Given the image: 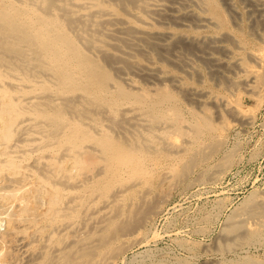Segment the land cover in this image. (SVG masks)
Returning <instances> with one entry per match:
<instances>
[{
    "label": "bare ground",
    "instance_id": "bare-ground-1",
    "mask_svg": "<svg viewBox=\"0 0 264 264\" xmlns=\"http://www.w3.org/2000/svg\"><path fill=\"white\" fill-rule=\"evenodd\" d=\"M247 1L249 30L235 0H0V264L17 262L8 242L20 238L35 251L30 264H109L123 251L115 240L142 231L145 207L126 197H146L131 188L162 156L186 159L187 173L222 144L220 133L203 140L206 129H228L230 116L252 123L255 114L211 99L216 125L206 90L164 65L189 75L200 59L231 87L262 91L264 0ZM125 172L140 180L124 186ZM247 197V219L228 227H246L238 240L264 232L262 196Z\"/></svg>",
    "mask_w": 264,
    "mask_h": 264
},
{
    "label": "rangeland",
    "instance_id": "rangeland-1",
    "mask_svg": "<svg viewBox=\"0 0 264 264\" xmlns=\"http://www.w3.org/2000/svg\"><path fill=\"white\" fill-rule=\"evenodd\" d=\"M246 2L248 3L247 0H235L239 11L242 12V15H240L241 19H238L240 24L238 26L239 28L249 30V28L252 27L250 24H252L253 18H247L248 13L244 11V6L247 4ZM231 21L234 22L233 19ZM232 22L231 24L233 26L235 23ZM205 33L211 34L213 32L207 31ZM202 62L198 59L196 65L198 72L195 71L194 73H189V75L181 72V70L173 64L164 63V65L173 67L177 72L183 74L181 78L185 86L191 88L193 85V88L196 87L197 89L198 87L197 90L202 92L204 89L206 90L204 91L208 95V97H206L208 101L207 105L212 107L209 115H211V120L216 125H220L221 123L216 116L217 114L214 110L215 107L212 104L214 99H221L222 101H224L223 99H229L231 103L240 106L239 108L243 117L247 118L249 115L253 116L255 114V118L252 123L244 122L245 124H243L242 120L239 119V121L230 116V120L233 122L230 121L228 129H206L203 140H210L212 133H220L222 144L219 145L220 147L216 151H214L215 153H211L212 155L209 154L207 158L191 170L187 171V173L180 171V168L183 165L182 162L184 163L186 159L176 162L174 161V158H168L166 155L162 156L160 161H162L163 164L161 165L162 168H159L160 170L158 173L152 172L144 174L145 184L140 183L131 188V190L135 191L136 189H138V191L142 190L144 195L146 194V197H142V194L141 197H139V192L134 198H132V194L126 197L127 200L125 203L127 205H131L133 202L136 207H141V205H143L142 207H145L144 209L141 207L146 211V216L142 222L143 225L141 223L143 226H141L142 231L141 233L123 235L115 240L112 244V248L116 245V247L122 246L124 252L121 251L114 257H111L109 259V264H245L247 261L248 264L249 262L250 264H264V232L257 237L246 236L245 238L238 240L236 237L244 235L246 227L242 226L241 228V226H239L231 230L228 228L229 226L238 224L241 221L240 219H247L246 214H244V208L242 207V203L248 198L247 195L250 196L255 193L257 201L262 196V199L260 200L264 203V88L262 91L253 94L245 91L241 85L231 87L232 80H230L231 78H229V76L221 77L216 73L214 74L210 65L204 61ZM206 67L209 68L207 69ZM200 72L203 73L198 75ZM216 78L218 81H216ZM220 79H222L221 81L225 79L223 81L224 83H220ZM238 79H240V77ZM170 86L172 89V85ZM173 88L174 89L172 90L178 95L184 106L190 105L189 101H187L188 94L186 91L184 92V90L178 88L175 89L174 86ZM207 90L212 91H209L208 93ZM182 91L185 94H179V92L182 93ZM237 92L242 93L241 98L240 95L239 97L238 95L237 97L233 96L236 95ZM181 95L182 97H180ZM184 96L187 100H185ZM220 96L221 98H219ZM234 98L236 100L238 98L241 103L238 100V102L234 101ZM190 106L193 109L196 107L198 109L200 108V106ZM245 115L248 116L246 117ZM248 120H250V118ZM205 142L203 143L205 144ZM167 143L170 145L169 147H171V143L166 142V144ZM168 145H166V147ZM206 150V152L209 151L208 148H206ZM220 167H224L221 168L222 170L224 169V171H222ZM125 173L126 175L124 174L121 184L126 187L131 186V184L137 183L138 180H140L137 177L129 175L127 172ZM173 174H175V177ZM164 177L166 178L164 179ZM131 181L133 182L131 183ZM148 182H150V184H148ZM144 191L149 192L146 193ZM152 194L154 196L153 202ZM144 199L145 201L143 203L142 200ZM136 200L140 203L138 204ZM154 202H157V205L153 207V211L149 209V205L155 204ZM147 216H150V218ZM235 216L236 218H234ZM235 220L240 221L237 222ZM18 236L21 237V234ZM139 236L141 239H139ZM23 240L25 241L23 242ZM132 240L135 241V243L131 242ZM26 241V239L20 238L18 241L8 242V244L11 245L10 250H14L15 257L18 256L16 259L19 263L15 262L14 264H24L25 261L27 262H25L26 264L32 262L35 251L33 252L34 249H31V246L26 244L28 243ZM120 241L122 242L120 243ZM225 242H231V244L226 247ZM20 243H23L24 247L21 246ZM128 243L131 244L128 245ZM22 251L24 252V255L26 254L24 257L25 259L23 258ZM28 253L33 257H31L30 254L28 256ZM20 255L22 256L20 257ZM9 264L12 263L10 262Z\"/></svg>",
    "mask_w": 264,
    "mask_h": 264
}]
</instances>
